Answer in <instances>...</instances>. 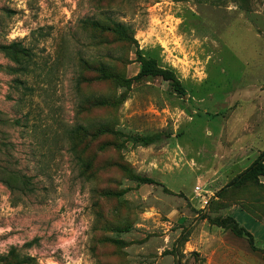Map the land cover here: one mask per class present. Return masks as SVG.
I'll list each match as a JSON object with an SVG mask.
<instances>
[{
    "label": "rangeland",
    "instance_id": "1",
    "mask_svg": "<svg viewBox=\"0 0 264 264\" xmlns=\"http://www.w3.org/2000/svg\"><path fill=\"white\" fill-rule=\"evenodd\" d=\"M262 150L264 0H0V264H264Z\"/></svg>",
    "mask_w": 264,
    "mask_h": 264
},
{
    "label": "trees",
    "instance_id": "2",
    "mask_svg": "<svg viewBox=\"0 0 264 264\" xmlns=\"http://www.w3.org/2000/svg\"><path fill=\"white\" fill-rule=\"evenodd\" d=\"M117 28L113 31L125 33L126 28L117 23ZM141 66L136 77L145 78L147 76H159L162 79L169 81L176 92L182 93V87L176 80L172 71L168 69H162L156 66L155 61L151 58H143L140 60ZM259 176H264V150L258 155V157L236 178L231 182V185L241 184L246 180L257 179ZM230 230L238 235H244L243 229H237L235 223L231 226ZM246 235V234H245ZM250 234L247 233V236ZM253 248V245L251 244Z\"/></svg>",
    "mask_w": 264,
    "mask_h": 264
},
{
    "label": "built area",
    "instance_id": "3",
    "mask_svg": "<svg viewBox=\"0 0 264 264\" xmlns=\"http://www.w3.org/2000/svg\"><path fill=\"white\" fill-rule=\"evenodd\" d=\"M201 192V188L199 186H196L194 188V194L198 197H200V200L202 202L203 205H207L208 204V199L206 197V194L205 193H202Z\"/></svg>",
    "mask_w": 264,
    "mask_h": 264
},
{
    "label": "crops",
    "instance_id": "4",
    "mask_svg": "<svg viewBox=\"0 0 264 264\" xmlns=\"http://www.w3.org/2000/svg\"><path fill=\"white\" fill-rule=\"evenodd\" d=\"M251 234H252V233H251ZM252 235H253V234H252ZM253 236H254L255 240H257V241H258V239H257L256 235H253ZM260 239H261V240H260V241H261L260 243L264 244V236H263V237H261ZM212 244H213V243H212ZM248 254H250V253H248ZM252 264H257V263H255V262H254V263H252Z\"/></svg>",
    "mask_w": 264,
    "mask_h": 264
}]
</instances>
